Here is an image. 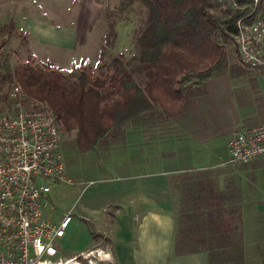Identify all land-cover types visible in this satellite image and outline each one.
<instances>
[{
    "label": "crops",
    "instance_id": "obj_1",
    "mask_svg": "<svg viewBox=\"0 0 264 264\" xmlns=\"http://www.w3.org/2000/svg\"><path fill=\"white\" fill-rule=\"evenodd\" d=\"M235 55L231 71L207 79L172 118L126 123L87 152L78 150L76 133L73 143L61 140L62 154H78L88 183L97 181L76 213L94 219L107 211L115 264H264V159L225 164L230 133L264 123V74L244 67L236 48ZM185 216L195 217L189 229L198 227L208 247L220 249L175 254ZM232 247L241 250L221 254Z\"/></svg>",
    "mask_w": 264,
    "mask_h": 264
},
{
    "label": "trees",
    "instance_id": "obj_2",
    "mask_svg": "<svg viewBox=\"0 0 264 264\" xmlns=\"http://www.w3.org/2000/svg\"><path fill=\"white\" fill-rule=\"evenodd\" d=\"M137 1L145 16L135 36L136 56L127 58L118 52L110 68L99 65L115 37L109 24L97 64L79 68L77 76L48 62H40V67L28 62L11 68L5 60L0 76L6 93L0 101H7L13 84L19 85L25 106L47 105L59 130L75 132L78 150L87 152L126 123L137 126L180 114L189 98L203 93L207 79L231 71L224 44L233 42L236 20L249 10L247 0H238L242 6L228 11H220L213 0ZM255 16L264 18V0H259ZM14 32L11 21L0 25V34H6L0 38V50ZM189 79L193 82L182 88ZM183 219L189 226L178 225L175 254L220 249L208 247L198 227L189 229L195 217ZM213 238L217 239L210 233L209 239ZM201 243L204 246L196 245ZM234 250L241 249L222 248L221 254Z\"/></svg>",
    "mask_w": 264,
    "mask_h": 264
},
{
    "label": "built area",
    "instance_id": "obj_3",
    "mask_svg": "<svg viewBox=\"0 0 264 264\" xmlns=\"http://www.w3.org/2000/svg\"><path fill=\"white\" fill-rule=\"evenodd\" d=\"M213 1L220 11L242 6L238 0ZM247 1L249 10L237 18L233 42L240 63L264 74V18L255 16L259 0ZM4 108L0 119V264H69L70 260L60 257V241L72 217L66 214L55 219L49 200L55 186L70 184L57 119L47 105L25 106L16 84ZM227 146V165L264 159V123L232 131Z\"/></svg>",
    "mask_w": 264,
    "mask_h": 264
},
{
    "label": "rangeland",
    "instance_id": "obj_4",
    "mask_svg": "<svg viewBox=\"0 0 264 264\" xmlns=\"http://www.w3.org/2000/svg\"><path fill=\"white\" fill-rule=\"evenodd\" d=\"M211 12L218 15L215 10ZM144 16L145 9L137 0H0V25L11 21L16 31L0 50V75L3 73L1 65L6 60L11 68L19 63L29 62L40 67V62H48L67 73L75 72L77 76L79 68L97 64L99 50L105 45L109 24H112L115 37L99 64L110 68L112 57L118 52H123L127 58L137 55L135 36ZM83 35L85 38L81 40ZM3 37H6L5 33L0 34V38ZM73 43L74 47H70ZM224 47L228 63L233 62L236 58L234 43L227 42ZM189 82L193 79L184 81L181 87ZM3 85L0 76V96L6 93ZM237 97L243 106L246 99L242 91H237ZM6 102L0 101V119L5 116ZM154 110L159 111V108ZM60 133L63 143H73L75 132L60 130ZM77 155H63L66 168L71 172L70 175L67 173L70 184L55 186L49 194L55 219L66 214L72 217L66 235L60 241V257L70 260L69 264H75V261L115 264L110 254L111 227L107 211L101 210L94 219L76 213L75 206L79 201L85 200L98 186L97 181L88 184L90 174L83 167L85 164L75 158ZM85 185L88 190L84 192ZM89 252L91 254L82 258V254Z\"/></svg>",
    "mask_w": 264,
    "mask_h": 264
}]
</instances>
